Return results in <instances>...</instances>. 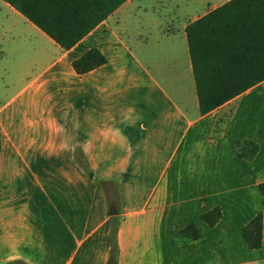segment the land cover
<instances>
[{
  "label": "crops",
  "instance_id": "1",
  "mask_svg": "<svg viewBox=\"0 0 264 264\" xmlns=\"http://www.w3.org/2000/svg\"><path fill=\"white\" fill-rule=\"evenodd\" d=\"M225 1L126 0L64 49L0 0V264H264V80L201 114L185 34ZM91 47L106 62L76 73Z\"/></svg>",
  "mask_w": 264,
  "mask_h": 264
},
{
  "label": "trees",
  "instance_id": "2",
  "mask_svg": "<svg viewBox=\"0 0 264 264\" xmlns=\"http://www.w3.org/2000/svg\"><path fill=\"white\" fill-rule=\"evenodd\" d=\"M22 13L64 49L74 46L126 0H4ZM185 34L195 82L199 112L205 114L264 80V0H227L189 22ZM106 62L97 47L77 57L72 66L82 74ZM1 146V139H0ZM237 155L251 160L258 143L242 139L235 142ZM108 193L116 185L105 182ZM264 198V182L258 184ZM115 203L109 201V206ZM222 211L216 205L201 217L214 226ZM116 217L111 220L110 241L115 246ZM184 242L200 237L194 223L180 229ZM249 248L262 246L263 216L255 214L242 228Z\"/></svg>",
  "mask_w": 264,
  "mask_h": 264
},
{
  "label": "water",
  "instance_id": "3",
  "mask_svg": "<svg viewBox=\"0 0 264 264\" xmlns=\"http://www.w3.org/2000/svg\"><path fill=\"white\" fill-rule=\"evenodd\" d=\"M108 213H109V215H115V214L118 213V210H117V208L114 205H110L109 208H108ZM108 263L109 264H113L114 263V259L110 258Z\"/></svg>",
  "mask_w": 264,
  "mask_h": 264
},
{
  "label": "rangeland",
  "instance_id": "4",
  "mask_svg": "<svg viewBox=\"0 0 264 264\" xmlns=\"http://www.w3.org/2000/svg\"><path fill=\"white\" fill-rule=\"evenodd\" d=\"M174 0H170L169 5H171V2H173ZM176 1V0H175ZM110 199L115 203L114 205L117 207V203H116V198H115V194L114 191L111 192V196Z\"/></svg>",
  "mask_w": 264,
  "mask_h": 264
}]
</instances>
